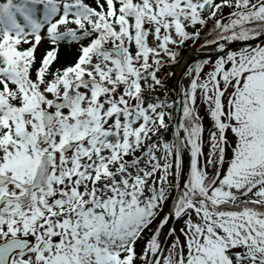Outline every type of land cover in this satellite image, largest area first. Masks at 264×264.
<instances>
[{
  "label": "snow or ice",
  "instance_id": "6c2138e0",
  "mask_svg": "<svg viewBox=\"0 0 264 264\" xmlns=\"http://www.w3.org/2000/svg\"><path fill=\"white\" fill-rule=\"evenodd\" d=\"M0 264H264V0H0Z\"/></svg>",
  "mask_w": 264,
  "mask_h": 264
},
{
  "label": "water",
  "instance_id": "95a60500",
  "mask_svg": "<svg viewBox=\"0 0 264 264\" xmlns=\"http://www.w3.org/2000/svg\"><path fill=\"white\" fill-rule=\"evenodd\" d=\"M202 56H203V55H199L198 57H202ZM192 61H193V60H192ZM192 61H191V62H192Z\"/></svg>",
  "mask_w": 264,
  "mask_h": 264
},
{
  "label": "trees",
  "instance_id": "16d2710c",
  "mask_svg": "<svg viewBox=\"0 0 264 264\" xmlns=\"http://www.w3.org/2000/svg\"><path fill=\"white\" fill-rule=\"evenodd\" d=\"M66 55H67V53H66Z\"/></svg>",
  "mask_w": 264,
  "mask_h": 264
}]
</instances>
